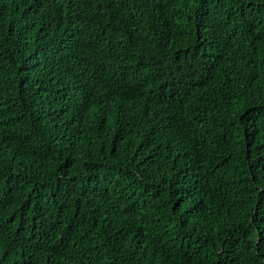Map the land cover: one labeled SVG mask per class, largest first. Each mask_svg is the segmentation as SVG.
I'll return each mask as SVG.
<instances>
[{
  "label": "trees",
  "instance_id": "16d2710c",
  "mask_svg": "<svg viewBox=\"0 0 264 264\" xmlns=\"http://www.w3.org/2000/svg\"><path fill=\"white\" fill-rule=\"evenodd\" d=\"M0 264H264V0H0Z\"/></svg>",
  "mask_w": 264,
  "mask_h": 264
}]
</instances>
